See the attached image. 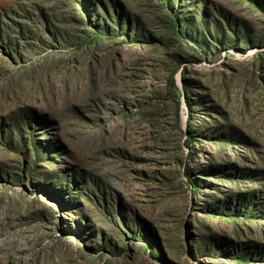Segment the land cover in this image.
Instances as JSON below:
<instances>
[{"label": "rangeland", "instance_id": "1", "mask_svg": "<svg viewBox=\"0 0 264 264\" xmlns=\"http://www.w3.org/2000/svg\"><path fill=\"white\" fill-rule=\"evenodd\" d=\"M0 264H264V0H0Z\"/></svg>", "mask_w": 264, "mask_h": 264}]
</instances>
